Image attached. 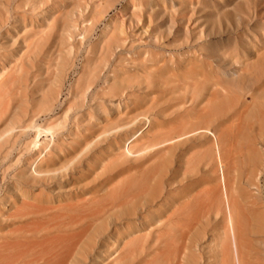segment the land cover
Returning <instances> with one entry per match:
<instances>
[{"label": "rangeland", "instance_id": "374dc122", "mask_svg": "<svg viewBox=\"0 0 264 264\" xmlns=\"http://www.w3.org/2000/svg\"><path fill=\"white\" fill-rule=\"evenodd\" d=\"M82 209L56 264H264V0H0V240Z\"/></svg>", "mask_w": 264, "mask_h": 264}, {"label": "bare ground", "instance_id": "6f19581e", "mask_svg": "<svg viewBox=\"0 0 264 264\" xmlns=\"http://www.w3.org/2000/svg\"><path fill=\"white\" fill-rule=\"evenodd\" d=\"M129 149L127 148V151ZM49 172H54L50 170ZM35 212L34 209L27 213ZM92 214L86 210H80L74 214L67 215L64 220H37L32 222L34 227L25 230L36 229L49 230L41 235L39 239L32 237L14 236L10 239L0 240V264H56V259L60 254L63 244L68 238L71 227H76L90 219ZM60 229V232H57ZM23 231L20 227H15L12 232Z\"/></svg>", "mask_w": 264, "mask_h": 264}]
</instances>
